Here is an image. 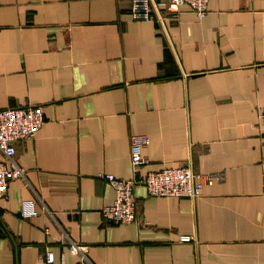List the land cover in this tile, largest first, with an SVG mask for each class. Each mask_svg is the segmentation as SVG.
<instances>
[{"label":"crops","instance_id":"0c3cea01","mask_svg":"<svg viewBox=\"0 0 264 264\" xmlns=\"http://www.w3.org/2000/svg\"><path fill=\"white\" fill-rule=\"evenodd\" d=\"M131 1L0 0V110L41 106L14 159L52 212L21 217L32 191L8 180L0 264H48L46 249L50 264H264V0H209L202 19L155 0L151 21ZM133 133L149 138L139 174L185 165L213 182L195 198L137 185L135 221H104L99 174L132 176Z\"/></svg>","mask_w":264,"mask_h":264},{"label":"built area","instance_id":"2783aa9c","mask_svg":"<svg viewBox=\"0 0 264 264\" xmlns=\"http://www.w3.org/2000/svg\"><path fill=\"white\" fill-rule=\"evenodd\" d=\"M209 0H167L172 8L187 5L200 19L207 13ZM155 0H132L130 16L136 21L160 20L161 16L157 9ZM259 120L264 127V109L259 114ZM44 121L41 106L25 104L0 110V198L8 197V180L20 179L24 185L30 188L33 194L32 200L23 201L20 206L19 215L29 217L38 213L40 209L52 216V212L42 202L38 192L29 182L26 171L14 159L16 153V142L33 137L40 129ZM149 138L144 133H133L130 135V164L132 176L129 178H118L112 173H100L99 177L105 180L114 190L113 201L101 208L100 214L106 222L114 224H130L135 221L137 199L135 187L143 185L149 196H185L197 197L205 184H211L214 179L212 173H201L194 171L185 165L168 166L155 171H149L144 175L137 172V168L144 163L142 150L148 143ZM264 165V157L262 161ZM220 178L222 174H218ZM180 242H191L192 235H180ZM66 245L73 254H80L84 261H88L84 255L85 246L75 242L66 235ZM43 261L50 264L53 262V254L46 249Z\"/></svg>","mask_w":264,"mask_h":264}]
</instances>
